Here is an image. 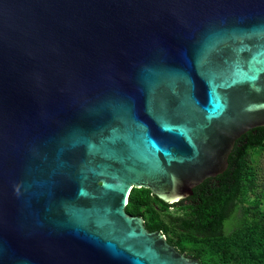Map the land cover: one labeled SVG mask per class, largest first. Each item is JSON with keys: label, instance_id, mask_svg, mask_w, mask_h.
<instances>
[{"label": "water", "instance_id": "1", "mask_svg": "<svg viewBox=\"0 0 264 264\" xmlns=\"http://www.w3.org/2000/svg\"><path fill=\"white\" fill-rule=\"evenodd\" d=\"M264 125V0H0V264H201L143 217Z\"/></svg>", "mask_w": 264, "mask_h": 264}, {"label": "trees", "instance_id": "2", "mask_svg": "<svg viewBox=\"0 0 264 264\" xmlns=\"http://www.w3.org/2000/svg\"><path fill=\"white\" fill-rule=\"evenodd\" d=\"M253 148L264 149V125L237 138L227 168L196 185L190 196L168 204L147 188H134L125 210L142 216L149 230L208 241L221 259L236 264H264V212L256 204L247 203L245 197L251 183L246 165ZM166 240L204 264L201 250L183 247L169 237Z\"/></svg>", "mask_w": 264, "mask_h": 264}, {"label": "rangeland", "instance_id": "3", "mask_svg": "<svg viewBox=\"0 0 264 264\" xmlns=\"http://www.w3.org/2000/svg\"><path fill=\"white\" fill-rule=\"evenodd\" d=\"M249 164L246 165L251 183L245 194L247 203L256 204V207L264 212V149L253 148L249 152ZM172 209V208H170ZM165 237L182 244L183 247H194L201 250L204 264H236L230 259H221L219 254L208 241L190 239L188 237L176 238L170 232L164 233ZM183 239V243L180 242Z\"/></svg>", "mask_w": 264, "mask_h": 264}, {"label": "flooded vegetation", "instance_id": "4", "mask_svg": "<svg viewBox=\"0 0 264 264\" xmlns=\"http://www.w3.org/2000/svg\"><path fill=\"white\" fill-rule=\"evenodd\" d=\"M127 202H128V199H126V201H125V204H127ZM126 211V210H125ZM127 212V211H126ZM128 214H130V215H137V214H132V213H129V212H127ZM143 221H144V219H143ZM145 226V225H144ZM146 227V226H145ZM147 230H149V229H147ZM149 231H154V230H149ZM166 238V237H165ZM170 243V242H169ZM170 244H172V243H170ZM173 245V244H172ZM174 247H175V245H173ZM176 248V247H175ZM177 249V248H176ZM178 250V249H177ZM179 251V250H178ZM180 252V251H179ZM181 253H183V252H181ZM185 254V253H184ZM186 255V254H185ZM186 256H189V255H186ZM189 257H191V256H189Z\"/></svg>", "mask_w": 264, "mask_h": 264}]
</instances>
